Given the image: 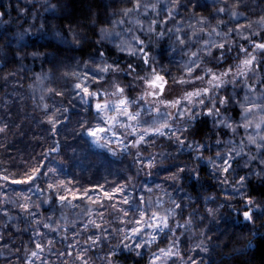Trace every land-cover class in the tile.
<instances>
[{"label":"trees","instance_id":"trees-1","mask_svg":"<svg viewBox=\"0 0 264 264\" xmlns=\"http://www.w3.org/2000/svg\"><path fill=\"white\" fill-rule=\"evenodd\" d=\"M139 2V11L123 16L120 14L121 9L133 7V3L127 0H0V13L4 14L0 17V128L4 129L0 132V177L9 176L7 182L0 179V213L6 219L10 217V222L4 223L0 240V254L8 256L0 258V264H81V256L88 264H108L109 258L113 264H148L151 254L158 250L160 243L167 244L168 240L170 245L172 233L168 229L157 232L156 242L146 246L140 257L123 248L121 240L124 232L131 234V226L121 221L130 217L125 218L122 213L118 216L117 210L134 211L136 201L141 196L146 202L141 207L147 210L148 215L157 207L154 200L158 199L162 207L167 209L168 205L174 210L175 218L170 226L173 223L175 229L176 221L184 225L175 229L180 240L179 256L183 260L171 256L168 261L166 259V264H185L189 257L197 264H264V227L261 226L264 217L256 221L254 234L252 224L228 207L229 204L240 206V192L264 203V183L250 175L260 167V157L255 146L244 147L245 153L257 155V159L251 161L247 168L243 165L248 157H237L233 164L235 179L230 176V184H221L213 175V165L209 163V158L214 159L217 153L223 155L227 152L223 150L224 147H229V150L235 147L239 151V141L246 135L244 129L240 128L233 135L230 129L223 126L217 129L212 117L199 116L192 131L194 139L205 146L202 159H197L199 153L193 150L195 145L193 148L181 147L169 141L168 129L164 131L165 136L146 135L145 139L154 140L155 146L147 147L143 156L147 157L151 153L157 157L156 166L146 169L136 162L137 149L130 147L137 137H122L124 129L121 124H114L113 129L123 143L113 142V138H104L101 143L104 147H100L89 141L85 131L80 128V121L88 120L92 126H97L98 121L93 119L96 111L92 105L97 99L85 97L86 104L72 99L76 95L73 91L74 83L78 81L71 75L73 72L78 73L81 68L83 72L95 68L96 64L101 63L98 55L100 51L104 52L108 64L113 61L121 66L130 61L138 63L127 51H120L117 47H138L134 37L143 39L149 45L150 55L157 61L161 53L167 55L168 61L172 59L169 62L158 61L170 71L171 76L186 75L185 66L190 59H196L191 57L193 52L201 54V60L197 61L201 64V69L196 70L198 74L204 75L202 69L207 68L219 74L229 64L235 65L238 61L234 50L225 63L218 65L214 57L219 56L221 49L216 46L225 44L226 48L236 49L243 45L253 52L254 46L250 41L262 42L260 36L253 37L252 32L264 34V23H257L264 17V0H242L238 8L234 7L236 0H198L195 16L192 15L191 7L187 11L181 7L173 12L174 22L168 18L172 0ZM145 4L149 7H143ZM49 5L56 7L53 9ZM151 5L156 7L152 8ZM220 8H225V11L219 12ZM200 17L204 18V24L198 23ZM152 21H156L153 24L156 31L149 37L148 27ZM162 21H167V24ZM250 24L251 28L248 27ZM101 28L106 29L110 35L102 37ZM176 28L180 31H167ZM25 29L30 32L21 39L20 34ZM161 31L165 33L163 36H159ZM73 32L81 41L79 44L73 40ZM177 36L185 39L186 43L181 45ZM243 37H249V40ZM125 40L126 45H123ZM18 50L25 56L22 61L17 58ZM209 50L212 57L205 55ZM34 51L40 55L33 58L31 53ZM244 58L241 54L240 59ZM93 59L95 64L92 63ZM257 59H261L258 54ZM85 63L89 65L88 69H85ZM65 73L69 75L65 76ZM261 78H264V71L248 81L256 88V92L250 94V99L259 100L264 94V86L255 82ZM107 79L110 83L114 81L122 86L131 83V78L124 74L109 75ZM207 79L210 77H205V86H208ZM169 85L171 88L167 98L193 89L188 85L173 86L171 80ZM241 89L248 91L243 83L236 84L231 90L239 94ZM229 90L227 93L230 94ZM56 92H63L64 95L58 96ZM141 93L142 87L139 84L134 89H126L130 97ZM117 96L109 95L97 102L118 101ZM135 109L130 107V110ZM239 112V108L229 109L225 115L235 116L238 120ZM73 113L78 115L77 118L72 116ZM53 116L58 118L55 133L52 124L48 122ZM173 127H179V124ZM192 139L190 136L189 141ZM218 140L220 143H217ZM233 140L235 145L229 143ZM57 141L58 151H50L56 148ZM125 144L129 147L126 148ZM37 161L45 165L42 172L54 170L46 178L48 182L63 184L64 188H57L56 191L68 196L71 203L79 207L74 208L68 204L62 206L58 199L55 203H42L49 197L55 198L51 191L41 194L35 192L34 187L28 191V185L12 183V174L29 168ZM240 162L243 167H240ZM181 167L196 168L199 178L185 171L179 174L180 179L173 181L172 175L178 173ZM99 169L101 173L95 175ZM129 176L134 179L125 187L123 194L117 192L111 201L104 198V191L115 192L117 187L125 185ZM241 176L249 178L246 186L240 192H235L234 188L239 187L236 181ZM44 179L42 177L37 183H43ZM44 187L47 185L44 184ZM96 188L100 189L101 195ZM67 189L76 192L78 196L82 194L78 189H87L89 192L82 200H72ZM25 196H30L31 201H25ZM97 198L104 207L92 203ZM124 198L131 201V208L122 203ZM171 201L182 205V213L180 209L174 208ZM21 204H25L26 208H22ZM37 204L40 206L36 207ZM112 204L116 205V209L110 207ZM208 209H212L214 215H209ZM29 211L35 215H29ZM100 213L104 214V219L100 218ZM190 217L191 223L186 224ZM89 221H95L108 231L102 233L101 229L95 228ZM44 224L49 227L45 228ZM117 226L122 231L112 232ZM89 236L97 242L93 244L88 240ZM206 237H211V241ZM49 241L52 243L49 244ZM201 241L209 249L207 252L197 247ZM36 243L42 245V251L35 247ZM85 248L88 249L86 253ZM112 250L116 251L114 257L110 255ZM33 251L38 252L36 257L31 256Z\"/></svg>","mask_w":264,"mask_h":264},{"label":"snow or ice","instance_id":"snow-or-ice-1","mask_svg":"<svg viewBox=\"0 0 264 264\" xmlns=\"http://www.w3.org/2000/svg\"><path fill=\"white\" fill-rule=\"evenodd\" d=\"M128 3H133V0H127ZM242 4V0H236L234 7H240ZM51 8H55L56 5H49ZM141 4L139 0H135L132 8H125L120 10V14L123 16L130 15L133 11H139ZM143 7L148 8L149 5L145 4ZM152 8H155V5H151ZM183 7L185 11L191 7L192 15H196V8L198 7V0H186V2L182 3L181 0H172V8L168 12V18L174 22L173 12ZM227 7V5H226ZM219 12H224L225 8L218 9ZM4 14L0 13V17ZM233 16L236 13H232ZM124 21H120L123 23ZM165 25L167 21H162ZM198 23L204 24L205 20L203 17L198 19ZM264 23V17L261 18L260 22ZM153 24H156V21H152L148 27V35L151 36L152 33L156 31L153 27ZM142 27V26H141ZM249 28L252 27L250 24ZM71 31V29H70ZM169 32H179L180 29L176 28L167 29ZM215 32V28L212 29ZM234 31V30H230ZM30 30L25 29L24 33L20 34V38L23 39L24 35L29 34ZM100 33L102 37H107L110 35L108 31L104 28L100 29ZM165 33L163 31L159 32V36H163ZM73 40L75 43L79 44L81 41L77 38L76 33H72ZM252 36H260L261 41L257 43L255 40H251L250 42L254 46L253 52H250L243 45H239L236 49L232 47H225V44H220L216 47L221 49L219 56L214 57L217 64H223L229 59V54L232 51H236L235 59L238 61L235 65L229 64L226 69L221 71L219 74L214 72L212 68L202 69L204 75H200L196 72L197 69H201V64L197 63L198 60H201V54L199 52L191 53V57H195L196 59H190L188 65L185 66L186 75H182L181 77L171 76L169 70L165 69L159 62L150 55L149 45L145 43L143 39L139 37H134L133 39L136 41V45L138 47L125 48L122 45H117L120 51H127L129 56L134 57L138 63L128 62L125 65L121 66L118 62L113 61L112 64H108L104 59V52L100 51L98 53L101 58V63L96 64L95 68H92L91 71H85L83 73L73 72L71 73L72 77H74L75 81H81V77H83L82 82H75L73 91L77 96L80 97V102L82 104H86L87 101L85 97L88 98H96L97 101H102L104 97L112 95L117 96L119 100V105H110L108 102H97L95 104L96 114L93 115V119L98 121L97 126H92V124L88 120L80 121V128L87 132V135L99 141L101 138L100 134H107L109 131H112L113 135H115V131H113L114 122L117 120L116 115H111L107 118L102 116V113H107L109 111H114L119 115L127 116L129 120L134 121L135 123H123L121 124L124 132L122 133V137L124 136H136L138 139L133 140L130 147L136 148V162L141 164L143 168L152 169L156 166L157 157L154 154H149L147 157L143 156V151L147 150L149 146H155L154 140H146V135H159L165 136V132L162 129H168L169 135H167V139L173 143L180 145L181 147L187 146L189 148L194 147V151L199 153L197 159L203 158V149L204 145L194 139V133L192 131L197 118L201 115H206L213 118V124L217 129H220L221 126L224 128L230 129L233 135L237 134L240 128H243L245 131V137L239 141V151L236 150L235 147H232L230 150L225 152L223 155L217 153L216 157L209 158V163L213 165V175L217 177L221 184L227 185L230 184L231 181L229 177L232 176L233 179L235 169L233 168V164L236 162L237 157L243 158L247 156L248 159L244 163V167H248L251 161L257 159V155H249V153L244 152V147H248L250 145H254L257 154L260 157V167L258 170L251 172L250 175L256 176L261 183H264V94L261 95L260 102L257 103L256 100L250 99V94L256 92V88L252 87L248 81L253 80L255 76H258L261 71H264V34L261 32H252ZM244 40H249V37H243ZM177 40L181 45L186 43L185 39H182L180 36H177ZM96 43H100V41H96ZM241 54L244 55V59H240ZM257 54L261 57V59H257ZM40 55L38 51H34L31 53L33 58ZM208 57H212L211 50L205 53ZM17 58L19 60H23L25 58L24 55L20 54V51L17 52ZM92 63H96L95 59L92 60ZM85 69H88L89 65L85 63ZM100 73L101 75H97ZM118 74H124L131 78V83L128 85H121L116 82H109L107 76L113 75L117 76ZM65 76L69 75L68 73L64 74ZM205 77H210L207 79L206 84L208 86H203L205 84ZM241 77L244 79L241 80ZM169 80H171L173 85H188L192 87L193 91H185L184 99L188 101L187 104H183L180 100L172 99L169 103H165V86L168 84ZM199 82V84L197 83ZM257 84L264 86V78L257 79L255 81ZM238 83H243L244 87L248 89V92L244 95L241 100L238 95L235 93L229 94L227 93L226 85L232 84L234 87ZM139 84L142 87V94L136 97H130L126 94V89H134V87ZM147 85V89L143 88V85ZM108 85V87H105ZM109 89H114V91H109ZM224 93L223 95L221 93ZM56 95L63 96V92H56ZM146 96H152L156 100L159 101L164 108L175 107V114L172 112L167 113V117L171 118L172 123L168 122V119L160 123L158 126L155 124H149L148 122H144L142 126L139 121L140 111H143L141 107V101H146ZM75 99V97H74ZM134 107L139 108L140 111L133 114V112H129L128 108ZM236 108L240 109L239 119L237 120L235 116L225 115L229 111V109L235 110ZM47 110V106H45ZM223 110V111H222ZM59 112L60 109H57ZM64 111H67L66 109ZM160 109L156 108V113L159 114ZM257 113H259V117L257 118ZM57 117L53 116L49 118V123L52 124V131L55 133ZM113 121L112 125H109L108 121ZM231 121V122H228ZM179 124V127H173L174 124ZM235 125V126H233ZM142 127V131H137L138 128ZM153 129L152 133H149V129ZM249 129H253L252 133H249ZM4 129L0 128V132H3ZM192 136L193 139L189 141V137ZM246 141V142H245ZM58 145V141L56 142ZM217 143H220L218 140ZM230 144L235 145L236 142L229 141ZM144 146V147H142ZM125 147H129V145L125 144ZM55 148L50 149V151H55ZM249 152H251V148H249ZM46 155V154H42ZM219 161V163H217ZM45 165H42L39 161L34 165H30L29 168L23 169L19 173L12 174L13 179L12 183L16 184H25L28 185V191H32L33 187L35 188V192L44 193L45 191H51L55 198L49 197L47 200L42 201V203H55L58 199L61 205L68 204L71 207H79V205L72 204L69 200L68 196L61 195L60 192L56 191L57 188L63 189V184H55L49 183L46 179L49 173H52L53 169H47L46 172H42L41 169L44 168ZM143 168L141 170H143ZM185 171L190 172L197 179L199 178V172L196 168L181 167L178 170V173H174L171 177L173 181L180 179V173H184ZM139 173H137L138 175ZM150 174V173H148ZM19 176V179L15 177ZM44 177L43 183H37ZM249 177L241 176L236 183L239 187L234 188L235 192H240L241 188L246 186L247 180ZM4 181H8L9 176L4 175L0 177ZM133 177L129 176L126 178L125 185L119 186L116 188L115 192L104 191L103 195L108 201L114 199L116 193H124V189L127 185L131 184L133 181ZM44 184L47 187H44ZM2 187V186H0ZM71 193L72 200L83 199L88 195L89 190L87 189H78V192H81V195H77L76 192H73L71 189H67ZM25 201H31L30 196L24 197ZM92 203L97 204L100 207H104L99 198L93 200ZM124 205H128L129 208L132 207V203L129 199L124 198L122 200ZM144 197L141 196L135 204V210L129 211L126 209H118L117 215L119 216L121 213L123 217L130 219L122 220L121 223L130 225V235L128 232H124L123 239L121 240V245L124 249H127L129 252L134 253L136 257H140L142 255V250L156 242V235L152 234L151 239H144V235H146L144 229L151 228L154 230H159L163 232L164 229H168L169 232L172 233V237L170 240V245L168 248H160L159 254L153 252L151 254V259L149 264H156L157 261H162L163 258H168L171 256H177L180 260H183V257L179 256V244L180 240L176 236L175 229H179L184 227L178 221L175 223V229L170 226L169 223V215L167 210L165 211V215H158L160 207L162 205L157 201V210L151 213V216H148V212L146 209L142 208L141 205L145 204ZM174 205L175 209H180L181 213L183 211L182 205L176 203L175 201H171ZM240 206L236 207L235 205L229 204L228 207L237 213L238 216H242L243 219L252 224L255 234L256 229V221L264 217V203L256 201L251 196L246 195L243 192H240ZM39 207L40 205H35ZM223 206V205H222ZM22 208H26L25 204H21ZM111 208L116 209V205H110ZM27 210V209H26ZM87 211V209H85ZM209 215H214L212 209H208ZM29 215L34 216L35 213L29 211ZM179 215V213H178ZM147 217V219H144ZM100 218L104 219V214L100 213ZM202 219V218H201ZM158 221V222H157ZM95 228L101 229V232H107L106 228H103L102 225L97 224L95 221H89ZM186 224L191 223V217ZM141 225H144L142 228ZM264 227V224L261 225ZM44 227H49L48 224H44ZM87 227V226H85ZM122 229L117 226L112 229V232L119 233ZM109 233V235L112 234ZM39 235V233H37ZM207 240L211 241V237H206ZM88 240H91L93 244L97 241L93 240L91 236L88 237ZM130 241V242H129ZM49 244L52 241L48 242ZM35 247L37 249L43 250L42 245L40 243H36ZM119 247V245H118ZM197 247L204 252H207L209 249L204 245V241H201ZM176 249V251H173ZM88 251L87 248L84 249L86 253ZM38 252H31V256L36 257ZM110 255L114 257L116 255V251L112 250ZM81 264H88V261L84 259L82 256L79 257ZM108 264H113L112 259H108ZM185 264H197L192 257L188 258V261ZM202 264V262H201Z\"/></svg>","mask_w":264,"mask_h":264},{"label":"rangeland","instance_id":"rangeland-1","mask_svg":"<svg viewBox=\"0 0 264 264\" xmlns=\"http://www.w3.org/2000/svg\"><path fill=\"white\" fill-rule=\"evenodd\" d=\"M254 14V13H253ZM250 21H252L251 19H250ZM121 42H122V40H121ZM123 45H126V40L125 41H123ZM160 56H159V58H158V61L159 62H162V61H165V62H169L170 60H172L171 58H170V60L168 61V59H167V55L165 54V53H161V54H159ZM185 70V69H184ZM78 73H83V68H81L80 70H79V72ZM83 81V77H81V81H78V82H82ZM174 86V85H173ZM173 86H172V88H173ZM203 86H205V84L203 85ZM147 85L145 84L144 86H143V88L144 89H147ZM227 89H230L229 90V92H230V94H232V93H235L236 95H238V97L242 100L243 99V97H244V95L248 92L246 89H241L240 90V92H239V94H237L236 92H232V88L234 87L232 84H227L226 86H225ZM171 88V86L169 85V86H165V94H166V96L164 97L165 98V103H169L172 99H175V100H180V101H182V103L183 104H187L188 103V101L186 100V99H184V93H181V92H179V93H177V96L176 97H170V98H167V92H170V91H168L169 89ZM194 89H189V91H193ZM181 93V94H180ZM142 94V93H141ZM140 94V95H141ZM222 94V93H221ZM74 97H75V99H77L78 101H79V103H81L80 102V97L79 96H77V95H74L73 97H72V99H74ZM146 103L144 102V101H142L143 102V104L141 105V107L143 108V111H140V109L139 108H137V109H135V110H130V107L128 108V111L129 112H133V114H135L136 112H138V111H140V115H139V121H140V123H141V125L143 126L144 125V122H148L149 124H155V125H159L160 123H162L164 120H165V118H167L168 119V122L171 124L172 123V121H171V118H169V117H167V113L168 112H172L173 114H175V111H176V109H175V107H171V108H164V106L163 105H161L160 103H159V101L158 100H156L154 97H152V96H146ZM257 101V103H259L260 102V99L259 100H256ZM97 103V101H94L93 102V109L96 111V109H95V104ZM110 105H119V100L118 101H113V102H108ZM112 103V104H111ZM81 107H79V108H77V109H80ZM156 108H159L160 109V112H159V114H157L156 113ZM77 114H78V112H77ZM74 115V113L72 114V116H75V118H77V116L78 115ZM102 116H104L105 118H107V117H109V116H111V115H116L117 116V120L114 122V124H122V122L123 123H135L134 121H131V120H129L128 119V117L127 116H124V115H119V114H117L116 112H114V111H109V112H107V113H102L101 114ZM259 117V113H257V118ZM108 123H109V125H112L113 124V121H111V120H109L108 121ZM243 129V128H242ZM113 131H115V129H113ZM137 131L139 132V131H142V127L141 128H138L137 129ZM162 131H167V129H162ZM153 132V129H149V133H152ZM243 132V131H242ZM253 131H251V129H250V133H252ZM115 133H116V131H115ZM85 134H86V136H88L87 135V132L85 131ZM100 136H101V138L99 139V141H97V140H95L94 138H92V137H90V136H88L89 137V141H91V142H93L96 146H103L104 147V145H102L101 143H103L102 142V140L104 139V138H107V139H111V138H113V142H120V143H123L121 140H119L118 139V135H117V133L115 134V135H113V133H112V131H109L107 134H100ZM113 136V137H112ZM137 139H138V137H137ZM58 148H59V146L58 145H56V150L58 151ZM53 151V152H57V151ZM223 150H225V151H228L229 150V147H224V149ZM239 150V149H238ZM114 154V153H113ZM115 155V154H114ZM121 158V160L123 159V157L121 156L120 157ZM121 160H119V162L121 161ZM123 166V165H122ZM240 167H243L242 166V163L240 162ZM99 173H101V171H100V169L97 171V172H95V175H97V174H99ZM99 176V175H98ZM92 177H94V176H92ZM96 191L98 192V194H100L101 195V193H100V189H98V188H96ZM155 201V203H157V201H159V203L160 204H162L161 203V201L160 200H158V199H155L154 200ZM157 210V207H155L154 209H152L150 212H149V215L148 216H151V213L153 212V211H156ZM167 210V212H168V215H169V223H170V225H171V221L172 222H174V210L171 208V207H168V205H167V209L166 208H164V207H161L160 209H159V212H158V215H160V216H163V215H165V211ZM2 218H4V219H2ZM7 219H9V220H7ZM7 219L2 215V213H0V240H1V236L3 235V227L5 226L4 225V223H8V222H10V217L8 218L7 217ZM146 219H147V217H146ZM158 222V221H157ZM172 226H173V223H172ZM141 227L143 228L144 227V225H141ZM144 231H145V233H146V235H144V237L148 240V239H151V235L152 234H157V232L159 233L160 231L159 230H154V229H151V228H145L144 229ZM169 247V245H168V240H167V244L166 243H160V245L158 246V250H156L155 251V253H157V254H159V249L160 248H168ZM8 255H6V254H0V258H2V257H7ZM169 258V257H168ZM168 258H163L162 259V261H157L156 262V264H166V259H167V261H168ZM148 264H149V262H148ZM168 264V263H167Z\"/></svg>","mask_w":264,"mask_h":264},{"label":"water","instance_id":"water-1","mask_svg":"<svg viewBox=\"0 0 264 264\" xmlns=\"http://www.w3.org/2000/svg\"><path fill=\"white\" fill-rule=\"evenodd\" d=\"M57 151V150H56Z\"/></svg>","mask_w":264,"mask_h":264}]
</instances>
